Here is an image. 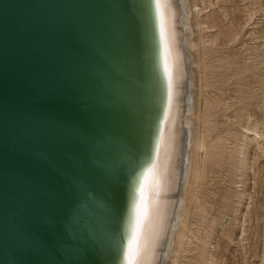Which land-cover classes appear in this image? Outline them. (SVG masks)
<instances>
[{
	"label": "water",
	"instance_id": "1",
	"mask_svg": "<svg viewBox=\"0 0 264 264\" xmlns=\"http://www.w3.org/2000/svg\"><path fill=\"white\" fill-rule=\"evenodd\" d=\"M146 0H0V264H117L154 121ZM92 195L106 209L73 210Z\"/></svg>",
	"mask_w": 264,
	"mask_h": 264
},
{
	"label": "rangeland",
	"instance_id": "2",
	"mask_svg": "<svg viewBox=\"0 0 264 264\" xmlns=\"http://www.w3.org/2000/svg\"><path fill=\"white\" fill-rule=\"evenodd\" d=\"M198 9L202 84L209 85L201 90L220 100L209 120L221 158L200 181L206 212L190 215L177 264H264V0H204Z\"/></svg>",
	"mask_w": 264,
	"mask_h": 264
},
{
	"label": "bare ground",
	"instance_id": "3",
	"mask_svg": "<svg viewBox=\"0 0 264 264\" xmlns=\"http://www.w3.org/2000/svg\"><path fill=\"white\" fill-rule=\"evenodd\" d=\"M146 1L151 4L152 34L148 44L153 58L150 85L153 86L154 121L149 140L152 143L149 165L152 174L145 193L141 264H157L160 259L163 264H177L180 252L185 251L187 235L192 233L190 227L187 228L190 215L194 212L203 215L206 212L199 199L200 181L211 168L220 164V139L216 137L215 127L209 120L220 100L203 97L201 90L206 78L202 80V59L198 56L202 42L198 20L201 9L197 10V7L204 0H159V10L153 0ZM193 34L195 37L191 39ZM204 84L206 86L203 88L209 86ZM201 98L204 100L205 114L199 113ZM245 147H242L243 156H239L241 160L237 162L239 166L245 162ZM141 168L136 182L137 201L141 183L148 171H141ZM121 230V238L130 237L132 223L127 228L123 223ZM124 244L126 247V238Z\"/></svg>",
	"mask_w": 264,
	"mask_h": 264
},
{
	"label": "snow or ice",
	"instance_id": "4",
	"mask_svg": "<svg viewBox=\"0 0 264 264\" xmlns=\"http://www.w3.org/2000/svg\"><path fill=\"white\" fill-rule=\"evenodd\" d=\"M156 3L157 9L161 8L159 0H153ZM145 7V22L146 27L151 23V4H147ZM167 71V67H166ZM163 108V99L161 96L160 109ZM161 113H158L157 119H159ZM151 152L152 143L148 142L145 145L144 153L145 156L143 167L148 169L145 174L144 181L141 183L139 189V200L137 201L136 196V182L139 179V173L136 172L134 175H130V185L127 194V203L124 209V223L125 228L131 222L132 232L130 237H124L115 242L114 251L117 256V264H141V256L143 252L142 247V232H143V220L145 216V193L149 187V181L151 179L152 169L149 167L151 165ZM106 209L104 202L95 199L94 196L88 195L84 198L83 202L78 205L77 208L73 210V217H78L82 212L84 213H94L98 210ZM127 239V245L125 247L124 239Z\"/></svg>",
	"mask_w": 264,
	"mask_h": 264
}]
</instances>
